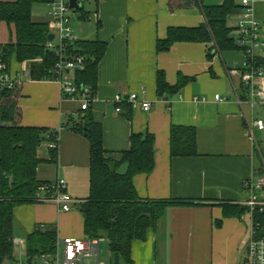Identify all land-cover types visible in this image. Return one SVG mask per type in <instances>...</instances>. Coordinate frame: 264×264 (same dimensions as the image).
I'll return each mask as SVG.
<instances>
[{
  "label": "crops",
  "instance_id": "1",
  "mask_svg": "<svg viewBox=\"0 0 264 264\" xmlns=\"http://www.w3.org/2000/svg\"><path fill=\"white\" fill-rule=\"evenodd\" d=\"M169 1L95 0L91 17L87 12L83 18L73 16L77 39L107 43L98 65L95 97L86 111L75 99L66 98L55 81L28 78V64L18 63L13 55L9 74L20 95V125L57 130L56 160L40 163L36 176L40 181L64 179L66 194L79 201L89 195V143L82 133L62 125L83 123L82 117L90 114L101 124L106 156L113 160H120L129 149L132 134H151L154 167L149 173L135 174L132 181L140 198L168 204L145 239L132 243L133 264H241L243 241L251 228L244 205L251 192L244 182L264 167V145H260L264 129L253 125L262 118L254 115V106L237 102L244 93L241 51L216 50L208 57L212 41H177L167 51L157 50V40L166 38L169 27H196L205 21L198 9L170 10ZM234 2L238 9L229 17L232 28L241 9V0ZM252 5L264 34V0H254ZM34 20L50 26L47 13ZM13 38V26L2 22L0 42ZM260 53L264 61V48ZM74 72H69L73 80ZM158 72H163L169 85H175L180 76L188 80L180 90L161 97L156 87ZM132 92L150 102V109L122 104L117 112L115 95ZM215 94L224 101H215ZM172 126L194 130V155L171 154ZM119 170L124 172L126 164ZM78 205L67 212H59L49 202L17 206L14 236L48 224L56 226L59 238L84 236ZM223 205L231 206L232 215H224ZM234 206L245 210L234 214Z\"/></svg>",
  "mask_w": 264,
  "mask_h": 264
},
{
  "label": "trees",
  "instance_id": "2",
  "mask_svg": "<svg viewBox=\"0 0 264 264\" xmlns=\"http://www.w3.org/2000/svg\"><path fill=\"white\" fill-rule=\"evenodd\" d=\"M48 1H0V24L4 22L14 29L13 40L0 42V62L5 64L6 71H9V62L14 55L18 63L28 64V78L51 80L54 77L55 65L60 57L46 47L50 28L46 21H37L32 17L33 4ZM169 8L198 9L205 21L196 27H169L166 38L157 40L158 51H167L177 41H212L208 57L216 50L241 51L232 39L234 27L228 24L229 17L237 13L238 6L234 0H222L213 5H205L203 0H170ZM85 13L83 8L76 12L82 18ZM106 48L107 43L98 39H78L65 48V59L82 58L83 68L74 70V82L79 90L87 88L91 97H95L98 65ZM254 61L257 66H263L261 54ZM187 80L180 76L175 85H169L163 72H158V94L162 97L178 91ZM19 96L16 84L12 88L0 84V260L13 258L14 255L11 240L15 237V208L36 202L39 187L50 182L37 179V166L43 162H54L58 150L57 130L20 125ZM82 121L62 126L82 133L89 143V195L78 205L83 218L84 236L102 237L107 241L109 264H120V261L133 264L132 243L145 239L146 233L155 227L168 204L167 201L140 198L132 181L135 174L149 173L154 167L153 136L149 133L132 134L129 149L122 152L120 160H113L106 156L101 124L94 122L90 114H85ZM43 142L55 143V147H48L47 158H40L37 153ZM195 147L193 129L180 126L170 128L172 155H194ZM122 164H126L124 172L119 170ZM230 207L223 205L224 215H232ZM233 210L234 214H241L245 207L234 206ZM253 217L264 219V213L255 211ZM56 238L55 225H37L25 235V257L31 260L53 252Z\"/></svg>",
  "mask_w": 264,
  "mask_h": 264
},
{
  "label": "built area",
  "instance_id": "3",
  "mask_svg": "<svg viewBox=\"0 0 264 264\" xmlns=\"http://www.w3.org/2000/svg\"><path fill=\"white\" fill-rule=\"evenodd\" d=\"M83 8L86 0H75ZM254 0H241L240 12L234 24L235 35L233 37L235 44L240 48L244 56L241 65V84L244 87L243 97H237L239 104L246 103L250 107L255 104H264V72L261 66H257L255 59L260 55L264 48V34L261 31L260 24L253 12ZM47 16L49 17L50 32L53 39L46 41V47L52 50L60 57L54 69V77L51 79L59 84L60 89L66 98L75 99L80 104L81 110H88L94 97H91L87 88L82 87L80 90L75 84L69 72L75 69L83 68L82 58L77 56L76 59H65V48L69 43L78 39L73 34L71 21L76 14L77 9L72 7L69 0H49ZM0 84L12 88L15 79L6 71L5 64L0 62ZM224 97L219 94L214 95V100L224 101ZM116 103L115 110L119 112L122 104H127L131 108L140 107L144 111L150 109V102L138 98L134 92L122 97L117 94L114 97ZM253 125L259 130L264 129V121L257 119ZM250 134L251 131H250ZM49 148L55 147V143L47 144ZM244 186L250 190V196L244 205L251 216L250 235L246 243V257L243 264H264V219L254 218L255 211L264 213V167L261 173H257L252 178L244 182ZM66 181L56 179L49 183L42 184L36 194L35 201L38 203H53L59 212H67L73 205L80 203L79 200H73L65 192ZM104 239L89 238L83 236L80 238L63 237L56 238L55 249L51 253L42 254L40 257L17 262L20 256L19 248L22 240L19 237L12 238L14 245L13 258L0 260V264H36V259L41 264H103L100 261L99 244Z\"/></svg>",
  "mask_w": 264,
  "mask_h": 264
},
{
  "label": "rangeland",
  "instance_id": "4",
  "mask_svg": "<svg viewBox=\"0 0 264 264\" xmlns=\"http://www.w3.org/2000/svg\"><path fill=\"white\" fill-rule=\"evenodd\" d=\"M211 1H213L212 3H214L215 1H218V0H211ZM94 3H95V0H86L83 3L84 12H87L90 17H91V14H92L93 10H94V7H95ZM219 3H221V0L218 3H216V4H219ZM48 9H49V4L48 3H46V2H35L33 4V6H32V13H33L34 19H38L43 14L45 15L47 13ZM74 21L76 22V16L74 17ZM75 22H74V24H75ZM71 25H72V23H71ZM254 107H255L254 108V115L257 116V117H261L264 120V110H263L264 106H262L260 104H255ZM262 140L263 141L260 142L261 146L264 145V138ZM47 150H48L47 144L45 142L41 143V145L38 147V151H37L38 156L40 158H46V156L48 154ZM247 215L249 216V213L246 214V217H248ZM15 234L18 235L20 237V239L22 240L21 246L19 248V251H20L21 254L17 258V262H21V261L24 260V257H25V251H24L25 234L20 233V232H15ZM80 237H83V236H79V238ZM246 243H247V239H244L243 245H242V252H241L242 253L241 262H243V260L246 257ZM99 252H100V261L103 264H109L110 255H109V249H108L107 241L103 240V241L100 242V244H99ZM239 262H240V260H239ZM36 264H41L40 260L36 259ZM120 264H124V263L122 261H120Z\"/></svg>",
  "mask_w": 264,
  "mask_h": 264
},
{
  "label": "water",
  "instance_id": "5",
  "mask_svg": "<svg viewBox=\"0 0 264 264\" xmlns=\"http://www.w3.org/2000/svg\"><path fill=\"white\" fill-rule=\"evenodd\" d=\"M69 3H70V5H71L72 7H74V8L77 9V10H79V9L82 8L81 5L76 4V1H75V0H69ZM47 39H48V40H52V39H53V34H52V33H49V34L47 35Z\"/></svg>",
  "mask_w": 264,
  "mask_h": 264
}]
</instances>
